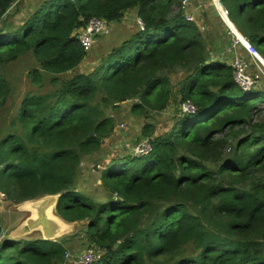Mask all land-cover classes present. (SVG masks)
Here are the masks:
<instances>
[{"label": "trees", "instance_id": "16d2710c", "mask_svg": "<svg viewBox=\"0 0 264 264\" xmlns=\"http://www.w3.org/2000/svg\"><path fill=\"white\" fill-rule=\"evenodd\" d=\"M38 1L12 26L7 12L21 0H0V113L15 106L2 70L20 56L31 54L41 69L33 80L44 72L53 88L27 92L0 136V191L15 203L61 194L57 214L84 221L81 233L103 253L91 264H264V119L253 121L264 90H243L232 66L211 58L201 29L181 9L173 13L183 0ZM222 4L264 59V0ZM129 13L138 29L111 35L93 70L79 71L92 48L83 49L78 31L93 18L116 24ZM176 70L183 76L172 90ZM176 95L195 112L179 109L159 135L144 124L148 154L97 168L105 198L77 186L83 156L112 129L106 109L137 99L134 112L163 111ZM65 251L53 241H6L0 264H64Z\"/></svg>", "mask_w": 264, "mask_h": 264}, {"label": "rangeland", "instance_id": "374dc122", "mask_svg": "<svg viewBox=\"0 0 264 264\" xmlns=\"http://www.w3.org/2000/svg\"><path fill=\"white\" fill-rule=\"evenodd\" d=\"M36 1L37 0H21L19 10L15 11L16 4L9 9L7 14L14 12L10 20L12 26L21 23L22 19L30 14ZM41 1L42 0H39L38 2ZM221 2H223V0H221ZM182 5L181 8L177 6L173 7V13L177 14L181 9L183 11V16L190 17V21L201 29L203 34L208 38V48L211 58H217L231 66L236 58L240 59L244 64V77H246L249 82L253 83V86L256 85L258 88L264 90V65L257 56L250 55L241 43H235V36L231 33L227 25V21L230 20H225V18L222 17L214 7L213 1L183 0ZM137 19L134 13H129L119 22H116V24L107 23L105 33L98 35L96 38L94 37L91 50L92 53L89 51L91 54H89L88 59H85L80 64L79 71L90 72L93 70L94 66L97 64L98 54L101 53V51H99L100 45H105L110 40L111 35L119 39L128 37L140 26ZM99 37H102V39ZM234 45L235 47L233 48ZM95 51H97L96 54L93 53ZM37 69L40 68L31 54L20 56L18 60L8 63L3 68V74L10 82V85L14 87L12 97L15 106H11L0 113V136L8 133L13 128V112L27 92L35 91L40 93L44 91H53L50 82L51 75H47L41 71L43 74V76H41V82L33 80L31 72ZM182 76L183 72L181 70H176L170 74L172 90H178L176 86ZM176 96L178 98L177 102L171 103L163 111L148 109L143 111L140 109L139 112H134L132 106L134 103L138 102L137 99L123 102L115 109H106V116L112 119V129L107 137L104 138L97 151L83 156L78 170L77 186H81L84 193L93 200L105 198L108 194H104L97 168L100 169L105 162L112 158L126 156L130 152H133L137 146L143 144L148 139L142 134L144 124L155 127V135H159L161 132L166 131L173 123L174 117L177 115L176 112H178L179 109L182 112L185 105L189 103V101L180 103L179 95ZM263 119L264 103H259L254 110L253 121ZM229 141L231 142L230 138ZM18 204L19 203H15L14 200L7 198L6 193L0 191V227L4 235L8 234L10 230H13L18 223L28 216L25 212L17 210ZM78 223L80 226H75L70 234L56 241L58 243H63L66 250V261L64 264H83V257L88 252L95 255L93 262L103 255L102 251L96 249L81 233V230L84 228V221H79ZM38 234L39 233L35 232L31 234L30 237L37 238L39 236ZM22 240L24 239L17 242ZM155 263L156 262L147 264Z\"/></svg>", "mask_w": 264, "mask_h": 264}, {"label": "water", "instance_id": "95a60500", "mask_svg": "<svg viewBox=\"0 0 264 264\" xmlns=\"http://www.w3.org/2000/svg\"><path fill=\"white\" fill-rule=\"evenodd\" d=\"M227 22L231 33L238 35L241 42L246 43L247 40L239 33L233 23ZM257 58L264 65L263 58L259 55ZM60 197L61 194L45 195L38 199L19 203L17 210L25 212L28 216L18 223L13 230H10L8 234L4 235L1 233L0 244L6 241H19L21 239L26 241L45 240L56 242L70 234L75 226H80V224L78 222L65 221L57 214L56 206ZM35 232L39 233V236L37 238L30 237Z\"/></svg>", "mask_w": 264, "mask_h": 264}, {"label": "built area", "instance_id": "2783aa9c", "mask_svg": "<svg viewBox=\"0 0 264 264\" xmlns=\"http://www.w3.org/2000/svg\"><path fill=\"white\" fill-rule=\"evenodd\" d=\"M213 5L216 8V10L222 15L225 20H229V13L228 10L223 6L221 0H212ZM185 19L187 21H190L191 18L188 16H185ZM138 23L141 25V22L139 19H137ZM107 26V23L102 20V19H96L93 18L92 20L89 21V23L81 30L78 31L77 33V38L80 42V45L83 47L85 51H88L89 49L92 48V45L94 43V37L96 38L98 35L104 34L105 33V28ZM108 30V28H107ZM234 35V34H233ZM241 43L244 49L252 56H258L257 51L249 44L247 41L246 43H242L241 41H236L235 43ZM236 45V44H235ZM233 46V48L235 47ZM236 58V57H235ZM243 63L240 59H235L232 68L234 69V79L237 82V84L243 89V90H249L252 86L253 83L249 82L246 77H244L243 73ZM245 67V66H244ZM183 112L186 113H194L195 112V107L191 104L188 103L185 105L183 108ZM151 151V146L148 141H145L143 144L137 146L134 149V154L137 156H143L148 154ZM132 152V153H133ZM95 258V255L91 254V252H88L84 257H83V264H91Z\"/></svg>", "mask_w": 264, "mask_h": 264}, {"label": "bare ground", "instance_id": "6f19581e", "mask_svg": "<svg viewBox=\"0 0 264 264\" xmlns=\"http://www.w3.org/2000/svg\"><path fill=\"white\" fill-rule=\"evenodd\" d=\"M231 29H232V28H231ZM234 36H235L236 41H241V39L239 38L238 35H234Z\"/></svg>", "mask_w": 264, "mask_h": 264}, {"label": "crops", "instance_id": "0c3cea01", "mask_svg": "<svg viewBox=\"0 0 264 264\" xmlns=\"http://www.w3.org/2000/svg\"><path fill=\"white\" fill-rule=\"evenodd\" d=\"M243 51H244V49H243Z\"/></svg>", "mask_w": 264, "mask_h": 264}]
</instances>
